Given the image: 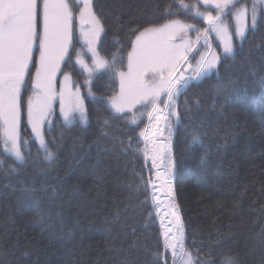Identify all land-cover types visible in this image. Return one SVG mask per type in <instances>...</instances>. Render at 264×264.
I'll list each match as a JSON object with an SVG mask.
<instances>
[{
  "label": "trees",
  "instance_id": "1",
  "mask_svg": "<svg viewBox=\"0 0 264 264\" xmlns=\"http://www.w3.org/2000/svg\"><path fill=\"white\" fill-rule=\"evenodd\" d=\"M69 2L73 3V0ZM248 2L250 4V0ZM145 3L146 0H93L105 26L98 50L109 61L116 53L118 70L126 69L130 40L135 38L129 34V21L136 20L131 24L133 28L149 20L163 23L167 18L162 15L164 6L174 4L175 0H151L153 6L158 4L160 8L155 13L149 11L148 16L141 13ZM201 10H204L203 6ZM73 11L74 16L79 12L75 4ZM173 18L194 23L201 29L205 27L201 20L191 18L183 10ZM227 19L230 31L234 33V19L230 16ZM74 32L70 65H64L63 70L72 73L73 87L78 86L85 96L89 123L66 126L55 106L52 124L44 126L46 139L54 140L49 147L56 153V159L48 162L43 152L37 158L38 145L26 125L25 116L21 137L28 141L23 146L27 163L17 166L15 172H11L10 167L14 160L3 151L0 142V160L4 161L0 164V254L14 253L19 258L21 251L26 252V259L20 260L19 264L143 261L147 250L155 251L163 243L151 184L141 183V178L153 180L143 153L137 151V147H144L139 132L149 124L147 115H140L146 113V109L137 106L133 112L117 115L110 111L107 103L96 104L88 96L87 74L75 63L77 51H82L83 57L90 60L79 39L77 19H74ZM248 35L243 54L237 57V65L251 52L250 59L256 66L255 78L258 79L264 66V51L258 47L264 46V26ZM117 37L119 43H116ZM211 43L214 50L221 52L214 35ZM233 43L240 45L235 35ZM246 78L248 95L230 103L221 101L223 108L218 107L216 111L211 110L209 99L215 94L217 81L214 76L198 86L193 82V87L178 100L181 112L184 99H191L193 92L206 101L202 107L207 114V135L203 137L202 145L190 147L184 138V128L192 127L187 117L177 125L180 131L173 137L177 167L172 187L185 230L187 250L195 259L197 247L203 245L199 254L205 258L208 249L214 248L215 264H227L228 257H234L236 253L240 264H260L264 255L259 247H255L257 233L264 228V100L253 99L254 78L248 75L247 66L240 70L242 86ZM90 87L96 97H109L118 92L119 81L112 71L96 73ZM28 94L30 86L24 99ZM133 114L137 118L136 124L130 122ZM103 117L109 118L107 126L103 124ZM49 127L51 131H48ZM104 132L107 135H102ZM129 137L132 146L125 151ZM205 154L206 159L202 162L201 156ZM25 179L35 180L37 189L41 185L45 187L44 191H38L33 201L21 200L20 193L12 187H19V182ZM133 240L139 241L137 251H117L126 250ZM217 241H221L218 247Z\"/></svg>",
  "mask_w": 264,
  "mask_h": 264
},
{
  "label": "snow or ice",
  "instance_id": "2",
  "mask_svg": "<svg viewBox=\"0 0 264 264\" xmlns=\"http://www.w3.org/2000/svg\"><path fill=\"white\" fill-rule=\"evenodd\" d=\"M73 4L79 7L78 15L75 16ZM159 8L160 5L153 6L151 0H146L141 13L148 16L149 11L155 13ZM181 10L191 18L201 20L205 27L201 29L194 23L173 18L179 16ZM162 15L167 17L163 23L149 20L133 28L131 24L136 23V20L129 21V34L135 38L130 40L127 71H123L115 67L116 53H113L111 61L100 55L98 45L105 34V26L94 8L93 0H73V3L69 0H0V142L3 151L13 158L14 163L10 167L11 172H15L17 166L27 163L23 146L28 141L21 137V124L25 116L26 125L31 128L33 139L38 145L37 158L43 152L48 162L56 159V153L49 147V143L54 140L46 139L44 126L52 124L51 117L57 102L66 126L89 123L85 96L78 86L73 87L72 73L63 70L64 65H70L74 48V19H78L79 39L90 54L91 64L85 62L82 51L75 53V63L87 73L85 83L89 85L88 96L96 104L107 103L110 111L117 115L133 112L137 106L146 109V113L140 115H147L149 127L139 132L144 147H137V151H141L146 160L150 156L153 167L158 168L160 164L164 166L163 185L167 186L171 219L167 225L161 220L162 247L158 245L155 251L147 250L143 261L126 260L125 264H215L212 258L214 248L208 249L205 258L199 254L203 245L197 247L195 259L187 250L185 230L172 188L177 167L172 144L173 137L180 131L177 125H181L182 119L187 117L192 127L184 128V138L189 141L190 147L202 145L203 137L207 135V114L202 107L206 101L203 96L193 92L191 99H184L181 112L178 100L193 87V82L198 86L206 78L214 76L217 84L215 94L209 98L210 108L212 111L218 107L222 109L221 101L230 103L248 95L247 78L243 86L240 83V70L245 66L248 67V75L254 78L251 89L253 99L264 100V66L256 79L257 69L250 59L251 52L244 55L237 65V57L243 54V44L249 38L248 34H255L264 26V0H250V4L248 0H195L193 3L175 0L174 4L164 6ZM229 16L235 21L234 33L229 28ZM116 19L120 21L119 15ZM190 33H195L194 39ZM213 34L222 49L219 53L212 47ZM233 35L240 41L239 47L233 43ZM116 43H119L118 37ZM201 46L205 49L203 53H199ZM258 47L264 51V46ZM194 52L199 54L195 65L190 61V55ZM108 71L118 78L119 91L109 97H96L91 91V78L96 73ZM61 74L63 80L57 89V77ZM29 86L30 94L24 99ZM161 121L167 129V136L163 143L157 144L153 138L156 134L150 129L153 122L158 127ZM130 122L137 123L135 114ZM103 124H109L108 117H103ZM48 131H51L50 127ZM131 139L128 138L125 151L131 148ZM149 144L153 145L151 150ZM205 159L206 154L201 156L202 162ZM3 163L0 160V164ZM156 175L160 177L161 173L157 172ZM141 183L149 185L153 181L141 178ZM12 187L20 193L21 200L27 201L35 200L38 191L45 190L44 185L37 189L35 180L30 182L26 179L19 182V187ZM136 188L139 190V185ZM147 195L146 191L145 199ZM152 201L159 215V199L155 194H152ZM256 241L255 247L264 253V228L257 233ZM220 243L217 241L216 246ZM138 247L139 241L133 240L126 250L121 248L117 251L132 253ZM27 255L23 251L19 258L14 253L0 254V264H19ZM227 264H240L239 254L229 256ZM260 264H264V255L261 256Z\"/></svg>",
  "mask_w": 264,
  "mask_h": 264
},
{
  "label": "rangeland",
  "instance_id": "3",
  "mask_svg": "<svg viewBox=\"0 0 264 264\" xmlns=\"http://www.w3.org/2000/svg\"><path fill=\"white\" fill-rule=\"evenodd\" d=\"M234 24H235V21H234ZM77 25H78V31H79V22H78V19H77ZM189 35L193 39L195 38V33H190ZM85 51L87 52L86 46H85ZM204 51H205V49L202 46L199 47V53H203ZM215 51H217V50H215ZM220 51H222V49H220ZM89 56H90V54H89ZM193 57H195V59H193ZM83 59L85 60L86 63L91 64V58H90L89 61H87L84 57H83ZM198 59H199V54L198 53L194 52V53H192L190 55V61H191V63L193 65H195L196 60H198ZM77 66L80 68V66L78 64H77ZM123 71H127V67ZM62 80H63L62 74L61 75H58V77H57V89H59L60 83L62 82ZM30 91H31V89H30ZM55 106L57 107V110H58V113H59V103L57 102L54 105V107ZM59 115H60V113H59ZM60 117H61V115H60ZM147 127H149V124H148ZM158 129H163V131H159ZM30 130H31V128H30ZM150 131L151 132H154L156 134L153 138L156 140L157 144H158L159 140H161V139L164 142V138L167 136V129L165 128V125H164L163 121H161V123L159 124L158 127L153 122V125L151 126ZM152 147H153V145L152 144H149V149L150 150H151ZM146 162H147L148 168L152 172V176H153V184H151L152 194H155L158 197V199H159V215H157V217H158V220H159V224H160V227H161V231L163 232V228H162V225H161V220L163 219L164 225H167L169 219H171V216H170V211L171 210L168 207L169 197H168L167 191H166L167 186L166 185H163L164 166H163V164H160V166L158 168L157 167H153L152 160H151V157L150 156L146 160ZM157 172H160L161 173V176L160 177H157V175H156ZM154 209H155V212L157 213V209L155 207H154Z\"/></svg>",
  "mask_w": 264,
  "mask_h": 264
},
{
  "label": "water",
  "instance_id": "4",
  "mask_svg": "<svg viewBox=\"0 0 264 264\" xmlns=\"http://www.w3.org/2000/svg\"><path fill=\"white\" fill-rule=\"evenodd\" d=\"M161 143H163V140H159V143L158 144H161Z\"/></svg>",
  "mask_w": 264,
  "mask_h": 264
},
{
  "label": "bare ground",
  "instance_id": "5",
  "mask_svg": "<svg viewBox=\"0 0 264 264\" xmlns=\"http://www.w3.org/2000/svg\"><path fill=\"white\" fill-rule=\"evenodd\" d=\"M159 143V142H158ZM164 179V178H163ZM153 181V180H152ZM173 188V187H172ZM174 194V193H173Z\"/></svg>",
  "mask_w": 264,
  "mask_h": 264
}]
</instances>
